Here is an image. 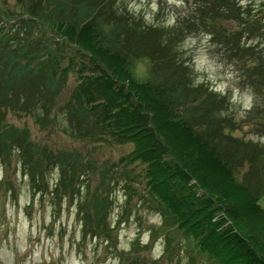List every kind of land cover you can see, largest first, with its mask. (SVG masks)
Listing matches in <instances>:
<instances>
[{
	"label": "trees",
	"instance_id": "trees-1",
	"mask_svg": "<svg viewBox=\"0 0 264 264\" xmlns=\"http://www.w3.org/2000/svg\"><path fill=\"white\" fill-rule=\"evenodd\" d=\"M19 2L23 12L14 19L16 26L45 23L43 28L55 30L60 42L47 38L49 44L39 47L29 34L18 37L15 29L11 35L2 24L10 20L0 11V166H8L12 151H17L33 193H44L46 174L58 169L54 193L60 190L72 199V184L81 174L78 154L37 147L28 140L27 131L17 132L4 124L2 115L20 105L34 118L48 117L70 69V65L60 66L59 54L73 49L87 56L90 74H84V65L77 70L79 83L59 110L66 117L68 129L64 130L84 140L133 145L130 160L145 166V187L159 203L158 234L165 241L164 253H173L172 240L179 232L192 240L193 248L210 264H264V209L257 203L264 195L261 148L223 133L232 130L233 122L227 108L222 109L224 99L215 100L216 95L203 84L193 86L190 68L172 43L181 42L205 17L213 28L222 19L232 20V8L242 12L240 6H231L229 0L196 2V13L202 16L178 22L170 34L124 8L120 11L117 0H85L78 5L79 16L84 7L92 8L83 21L63 15L73 0ZM42 5L51 8L46 18ZM258 57H264V49ZM139 66L145 71L144 79L137 73ZM19 83L26 91L30 87L29 96L16 92ZM245 164L250 171L240 181L235 172ZM257 173L263 174V180L256 178ZM0 190L13 195L8 181L1 183ZM88 201L81 203L87 208L83 237L104 231L101 212L105 209L99 210L103 199ZM135 243L131 253H136ZM140 261L144 262L134 254L127 255L125 262Z\"/></svg>",
	"mask_w": 264,
	"mask_h": 264
},
{
	"label": "rangeland",
	"instance_id": "rangeland-1",
	"mask_svg": "<svg viewBox=\"0 0 264 264\" xmlns=\"http://www.w3.org/2000/svg\"><path fill=\"white\" fill-rule=\"evenodd\" d=\"M78 1L73 0L68 5L64 17L79 18L81 21L82 18L88 19L87 10L92 7H84L81 18L79 6L85 4V0ZM200 1L203 0H178L177 3L155 0L153 9V0H117L116 7L120 11L124 8L129 15L142 19L147 25L164 27L165 33L171 34L178 28V22L201 15L200 12L196 13V2ZM229 1L231 6H240L239 0ZM40 7L44 9L46 18L51 8ZM240 8L242 12L233 7L234 18L222 19L214 28L208 17L197 21V27L186 34L181 42L172 40V43L177 46V56L190 68L193 82L202 77L204 82L200 84L216 95L215 100L220 102L219 99H224L222 109L227 108V114L233 122H230L232 130L226 129L223 133L233 139L258 145L262 151L261 161L264 162V65L258 63L264 64V57H258L264 49V0H248L247 5ZM0 11L10 20L3 22L4 26L0 25L11 35L16 32L15 29L19 30L18 37L22 35L25 38L29 34V38L39 47L49 44L47 38L60 42L53 33L55 30L43 28L42 24L47 25L45 23L23 28L21 25L16 26L14 19L23 12L19 0H0ZM204 35L212 37L206 45L201 43ZM50 48L53 51L55 49L53 45ZM249 48L253 50L249 51ZM201 55L207 56L208 64L204 70L197 71L196 61ZM68 57L74 63L71 64ZM86 57L68 48L59 54L60 66L70 65V69L63 88L58 90L53 99L54 106L48 117L34 118L20 110V105L14 111L8 108L4 116L1 114L4 124L17 132L27 131L28 140L37 147L53 153L78 154L81 166L79 172L82 175L79 173L80 177L72 184V199L60 190L54 193L60 174L57 169H50L46 174L45 192L33 193L28 176L22 174L18 152L12 151L9 165L0 166V185L8 181L13 188L12 196L0 190V264H72L73 258L80 264H136L138 260L134 263L125 262L127 255L134 254L144 260L137 264H210L205 256L193 248L192 240L179 232L174 239L172 237L173 253H164L165 241L158 234L162 223L159 203L145 187V166L130 160L132 144L84 140L72 136L71 130H64L68 129V125L65 128L66 117L59 110L79 83L77 70L80 65L86 67L84 74H90ZM258 65L262 68L257 69L255 66ZM137 73L144 79L145 71L141 66ZM228 73L233 74L232 79H227ZM209 76L215 78L214 83L209 80ZM221 84L225 85L223 93L210 90ZM15 89L19 95H30L27 92L30 87L26 91L21 83ZM236 89H239V96L234 101ZM33 95L43 99L35 91ZM247 97H251V106L246 109L243 105L248 102ZM179 109L184 113L182 107ZM46 120H49L48 124L44 122ZM249 171L246 164L239 167L235 172L237 179L241 181L242 175ZM256 178L263 180V174L257 173ZM194 189L200 196L198 189ZM93 197L95 200L97 197L103 199L104 208L99 210L105 209V212H101L105 216L104 231L83 237L82 219L87 208L82 207L81 203L85 199L89 203L88 199ZM257 203L264 209V195ZM218 217L221 218L220 215ZM145 235L148 236V242L142 243ZM133 243L136 253H131Z\"/></svg>",
	"mask_w": 264,
	"mask_h": 264
},
{
	"label": "clouds",
	"instance_id": "clouds-1",
	"mask_svg": "<svg viewBox=\"0 0 264 264\" xmlns=\"http://www.w3.org/2000/svg\"><path fill=\"white\" fill-rule=\"evenodd\" d=\"M177 2H178V0H169V3H177ZM247 3H248V0H239V4L242 7L243 6H246ZM152 7H153V9H155V0H153ZM169 23H172V21H169ZM211 39H212L211 35H204L203 36V40L201 41V43L206 45L208 43V41H210ZM193 43H195V42L193 41ZM207 64H208V58H207V56L206 55H201V57L196 61V65H197L196 70L197 71L204 70V68H205V66ZM232 75H233L232 73H228L227 74V79H232ZM209 80L214 83L215 78L212 77V76H209ZM203 82H204L203 78L200 77V78H198L194 82V85L193 86H198L200 83H203ZM224 89H225V85L221 84L218 87H214V88H212L210 90L215 91V92H218V93H223L224 92ZM238 96H239V89H236L234 91L233 100L235 101L238 98ZM246 99H247L248 102L244 103L243 107L247 109V108H250V106H251V104H250L251 97H247ZM57 171H58V169H57ZM141 242L142 243H147L148 242V236L145 235L142 238V241ZM72 264H80V262L78 260H76L75 258H73Z\"/></svg>",
	"mask_w": 264,
	"mask_h": 264
}]
</instances>
